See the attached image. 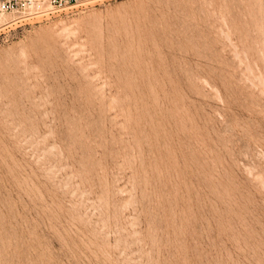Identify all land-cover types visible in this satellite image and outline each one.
Instances as JSON below:
<instances>
[{"label":"rangeland","instance_id":"1","mask_svg":"<svg viewBox=\"0 0 264 264\" xmlns=\"http://www.w3.org/2000/svg\"><path fill=\"white\" fill-rule=\"evenodd\" d=\"M35 1L0 14V264H264V0Z\"/></svg>","mask_w":264,"mask_h":264},{"label":"built area","instance_id":"2","mask_svg":"<svg viewBox=\"0 0 264 264\" xmlns=\"http://www.w3.org/2000/svg\"><path fill=\"white\" fill-rule=\"evenodd\" d=\"M30 0H0V14L15 12L20 7H24Z\"/></svg>","mask_w":264,"mask_h":264},{"label":"bare ground","instance_id":"3","mask_svg":"<svg viewBox=\"0 0 264 264\" xmlns=\"http://www.w3.org/2000/svg\"><path fill=\"white\" fill-rule=\"evenodd\" d=\"M36 1H37V0H36ZM36 1H35V2H36ZM42 3H43V5L45 4V3H44V0H43ZM49 4H50V3H49ZM29 5H30V4H29ZM45 5H46V4H45ZM47 5H48V3H47ZM35 6H36V5H35ZM41 7H44V6H41ZM47 7H48V6H47ZM38 8H39V7H38ZM36 12H37V11H36ZM34 13H35V12H34ZM5 19H6V18H4V17H2V16L0 15V23L6 24V23H7V20H5ZM12 21H13V20H12ZM9 23H10V22H9ZM9 23H8V24H9ZM15 23H16V22H15ZM6 25H7V24H6Z\"/></svg>","mask_w":264,"mask_h":264}]
</instances>
